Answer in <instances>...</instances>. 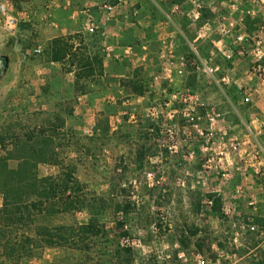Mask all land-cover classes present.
<instances>
[{"label": "rangeland", "instance_id": "rangeland-1", "mask_svg": "<svg viewBox=\"0 0 264 264\" xmlns=\"http://www.w3.org/2000/svg\"><path fill=\"white\" fill-rule=\"evenodd\" d=\"M22 1L0 0L19 18L10 31L0 14V54L17 69L15 79L4 78L8 68L0 77V158L18 138L32 143L53 134L63 164L40 163L38 174L56 176L70 164L81 202L63 211L57 194L43 207H35L36 197L23 202L21 219L0 212V264H264V107L257 100L264 94V0H180L191 11L185 21H197L191 41L161 49L152 31L144 48L150 41L136 37L123 78L105 75L93 59L111 51L95 25L63 36L70 41L65 62L51 69L53 40L34 28L35 10ZM123 1L145 5L154 21L166 7L163 0ZM104 5H115H96L111 17L114 8ZM205 23L231 41L230 50L194 42ZM3 205L0 188V211ZM90 219L96 228L77 229L76 241L51 247L42 237V227Z\"/></svg>", "mask_w": 264, "mask_h": 264}, {"label": "crops", "instance_id": "crops-1", "mask_svg": "<svg viewBox=\"0 0 264 264\" xmlns=\"http://www.w3.org/2000/svg\"><path fill=\"white\" fill-rule=\"evenodd\" d=\"M103 1L115 5L113 12L110 14L111 17L107 18L102 11L100 12L96 8V5ZM139 1L141 3L144 2L143 0H135V2ZM180 3V0H163V4L166 7L160 6V9H158L161 14L160 20L154 21L149 16L151 13L147 9L148 7L142 5L141 9L133 8V3L127 4L123 0H25L24 3L22 1V4L26 7L35 10L34 15L36 14V18L33 16L32 19L34 20V28L41 31L42 38L48 41L82 30H93L92 25L101 27V30L106 34V38H103V40H106L104 46L108 45L111 47V51L104 53L103 56L105 75L111 73L112 77L120 78L126 76L122 72L124 65H127L124 61H127L129 65L131 64V49H137V45L134 44V40H137L135 39L136 37L141 40L146 38L147 42L150 41V44L144 46V48H150L152 40L150 37L154 35L152 31H156L157 34L155 33V36L162 40L161 49L170 46L180 48L184 41H191L192 35L189 32L192 31V26L197 21H185L184 16L186 14L191 16V11H187L188 8L182 10L183 6L181 7ZM170 5L172 6L171 10L176 14L175 16L173 15L174 17L168 12V6ZM87 14L88 16L89 14L93 16L92 22L88 21ZM134 14H140L141 19L138 21L130 20L131 15ZM196 18H199V15ZM193 40L194 42L200 41L201 45L206 44L207 41L211 42L213 46H218L221 51L230 50L231 41L219 35H213L212 29L208 28L206 23L195 28ZM0 42H3V39H0ZM211 52L213 53V51ZM9 58L10 63L4 78L11 74L10 72L17 70L16 63L13 62L12 57L9 56ZM47 61V64L51 65V69H55L57 64H60V62L50 58ZM119 66L121 68H115ZM109 69L110 72H108ZM12 76L14 79L17 77L16 75ZM257 100L258 105L264 107V94Z\"/></svg>", "mask_w": 264, "mask_h": 264}, {"label": "trees", "instance_id": "trees-1", "mask_svg": "<svg viewBox=\"0 0 264 264\" xmlns=\"http://www.w3.org/2000/svg\"><path fill=\"white\" fill-rule=\"evenodd\" d=\"M69 39L65 37L56 38L53 40L52 60L65 62L67 51L69 48ZM93 59L103 68V59L99 56ZM81 63L84 60H80ZM75 64V63H73ZM84 64V63H83ZM92 68L90 58H87L86 64ZM80 73L76 72L77 84H79ZM64 125V121L62 122ZM41 133L40 136H32L34 142L21 141L20 138L14 143L13 148L9 151L6 157L0 158V188L4 195V205L1 213H4L8 219H14V216L23 218L21 204L27 202L30 198H37L34 201L36 208L43 207L45 200L53 201L57 194H60L63 211H70L79 208V190L82 189V184L75 178V168L69 165H63L61 172L56 176L41 177L38 174V166L40 163L55 162L63 164L57 156L56 147L54 145V136H45ZM2 140V139H1ZM16 159L19 165L16 168H11L8 161ZM60 192V193H58ZM54 194V195H53ZM29 210V204L27 205ZM96 228L94 219H90L88 223L76 226H61L54 231L48 227H42V237L45 243L51 247L63 245L70 241H76V230L82 229L83 232L93 231ZM58 238V239H57ZM79 238H77L78 240Z\"/></svg>", "mask_w": 264, "mask_h": 264}, {"label": "built area", "instance_id": "built-area-1", "mask_svg": "<svg viewBox=\"0 0 264 264\" xmlns=\"http://www.w3.org/2000/svg\"><path fill=\"white\" fill-rule=\"evenodd\" d=\"M256 3H258L259 1L263 2V0H254ZM113 6L112 5H104L103 9L106 11V12H111L113 10ZM254 9V8H253ZM252 9V10H253ZM254 11V10H253ZM249 13L252 11H248ZM0 14L3 15V20H4V26L10 30V31H13L18 23H19V18L18 16H15L13 13H11V11L9 10L8 6L6 5V3L4 2H0ZM222 31L226 34V33H229V30L224 26L223 24V27H222ZM237 40L239 42H244V36L243 34H238L237 35ZM40 51V50H39ZM261 59V58H260ZM258 59V60H260ZM259 67V71L261 70V65H258ZM263 72H264V69H263ZM250 205L252 206H256V202L255 201H251L250 202ZM251 230H257L256 226L255 225H252L251 226Z\"/></svg>", "mask_w": 264, "mask_h": 264}, {"label": "water", "instance_id": "water-1", "mask_svg": "<svg viewBox=\"0 0 264 264\" xmlns=\"http://www.w3.org/2000/svg\"><path fill=\"white\" fill-rule=\"evenodd\" d=\"M10 63V58L8 55H1L0 56V77L6 71Z\"/></svg>", "mask_w": 264, "mask_h": 264}]
</instances>
